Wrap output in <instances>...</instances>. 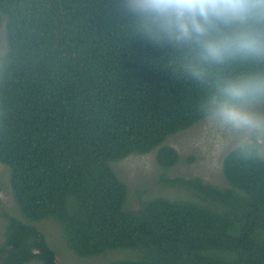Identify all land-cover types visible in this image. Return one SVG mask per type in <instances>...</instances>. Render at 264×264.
Returning <instances> with one entry per match:
<instances>
[{
  "label": "trees",
  "instance_id": "16d2710c",
  "mask_svg": "<svg viewBox=\"0 0 264 264\" xmlns=\"http://www.w3.org/2000/svg\"><path fill=\"white\" fill-rule=\"evenodd\" d=\"M0 264H59L38 224L50 219L81 257L110 264H264V161L232 150L222 185L165 173L181 196L131 191L114 164L156 152L206 118L205 90L169 64L173 50L133 35L115 0H0ZM1 205V197H0Z\"/></svg>",
  "mask_w": 264,
  "mask_h": 264
},
{
  "label": "clouds",
  "instance_id": "9594fccd",
  "mask_svg": "<svg viewBox=\"0 0 264 264\" xmlns=\"http://www.w3.org/2000/svg\"><path fill=\"white\" fill-rule=\"evenodd\" d=\"M133 35L173 50L169 64L205 90L204 117L231 150L264 161V0H115Z\"/></svg>",
  "mask_w": 264,
  "mask_h": 264
},
{
  "label": "rangeland",
  "instance_id": "374dc122",
  "mask_svg": "<svg viewBox=\"0 0 264 264\" xmlns=\"http://www.w3.org/2000/svg\"><path fill=\"white\" fill-rule=\"evenodd\" d=\"M7 51L4 24L0 25V57ZM176 149L180 159L174 167L163 170L158 165L155 154L133 155L114 164L120 178L126 182L131 191L132 205L137 190L145 195L166 196L174 198L181 193L169 185L160 183L162 174L170 178L201 177L205 182L217 185L224 183L222 174V161L225 154L231 150L229 135L222 129L212 124L207 119L201 121L186 131L179 132L166 140ZM0 233L3 227V213L12 212L15 202L12 195L9 170L0 163ZM38 227L46 234L50 246L57 255L59 264H110L114 258L121 255L113 251L106 255L81 257L69 248L59 228L50 220L46 219L38 224ZM36 264V262L30 263Z\"/></svg>",
  "mask_w": 264,
  "mask_h": 264
}]
</instances>
